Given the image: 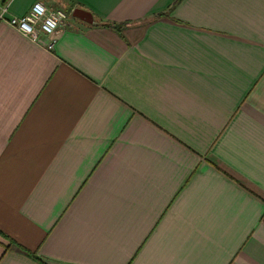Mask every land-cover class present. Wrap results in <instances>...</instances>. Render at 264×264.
Instances as JSON below:
<instances>
[{
	"label": "crops",
	"instance_id": "0c3cea01",
	"mask_svg": "<svg viewBox=\"0 0 264 264\" xmlns=\"http://www.w3.org/2000/svg\"><path fill=\"white\" fill-rule=\"evenodd\" d=\"M7 4L0 264H264V0Z\"/></svg>",
	"mask_w": 264,
	"mask_h": 264
},
{
	"label": "built area",
	"instance_id": "2783aa9c",
	"mask_svg": "<svg viewBox=\"0 0 264 264\" xmlns=\"http://www.w3.org/2000/svg\"><path fill=\"white\" fill-rule=\"evenodd\" d=\"M8 10L9 5L0 0V20L5 18ZM69 16L62 8H51L42 1H36L27 14L10 16L7 20L10 25L35 42L40 43L43 36L47 37V48L53 49Z\"/></svg>",
	"mask_w": 264,
	"mask_h": 264
},
{
	"label": "water",
	"instance_id": "95a60500",
	"mask_svg": "<svg viewBox=\"0 0 264 264\" xmlns=\"http://www.w3.org/2000/svg\"><path fill=\"white\" fill-rule=\"evenodd\" d=\"M72 16L86 23H95L94 15L90 11H87L80 7H75L72 10Z\"/></svg>",
	"mask_w": 264,
	"mask_h": 264
},
{
	"label": "trees",
	"instance_id": "16d2710c",
	"mask_svg": "<svg viewBox=\"0 0 264 264\" xmlns=\"http://www.w3.org/2000/svg\"><path fill=\"white\" fill-rule=\"evenodd\" d=\"M3 2H4V3H8V0H3ZM7 247H8V246H7ZM29 254H31L33 258H35V259H37V260H39V261L41 260L36 254H34V253H29Z\"/></svg>",
	"mask_w": 264,
	"mask_h": 264
}]
</instances>
